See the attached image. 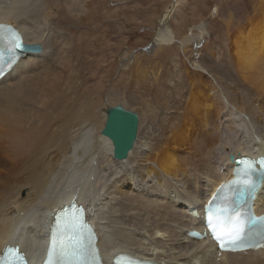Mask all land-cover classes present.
Here are the masks:
<instances>
[{
    "label": "bare ground",
    "instance_id": "6f19581e",
    "mask_svg": "<svg viewBox=\"0 0 264 264\" xmlns=\"http://www.w3.org/2000/svg\"><path fill=\"white\" fill-rule=\"evenodd\" d=\"M45 7L42 0H0V25L43 47L21 54L0 81V254L17 242L30 258H44L55 214L75 201L97 226L104 257L123 250L168 264H264V249L218 259L212 244L186 237L200 225L188 207L202 208L215 196L234 176L237 157L264 152V16L228 29L223 57L214 46L182 70L173 55L151 80L138 57L126 64L137 70L125 101L145 105L153 117L118 160L101 134L105 111L92 98L78 105L86 81L74 42ZM169 8L154 46L160 51L178 42L186 52L200 35L178 39ZM79 11L68 6L76 13L66 18L92 22L90 12ZM255 204L264 212V181Z\"/></svg>",
    "mask_w": 264,
    "mask_h": 264
},
{
    "label": "rangeland",
    "instance_id": "374dc122",
    "mask_svg": "<svg viewBox=\"0 0 264 264\" xmlns=\"http://www.w3.org/2000/svg\"><path fill=\"white\" fill-rule=\"evenodd\" d=\"M42 1L44 7L52 3L61 10L60 16L55 20L63 23L62 27L70 33L69 38L74 42L72 48L75 49L73 55L76 64L78 63L76 67L81 72L80 80L82 78L84 82L86 81L84 89L79 92L78 105L92 98L94 104L99 103L101 114L104 115L103 110L108 107L127 104L129 107L127 109L139 114V127L141 123L144 125V122H148L149 117L153 115L147 112L145 105L140 106L139 103L130 105V102L128 105L125 101H128L130 84L137 70L135 66H125L126 64L133 63L135 57H138L142 65H139L140 68H144L145 74L148 75L146 76L151 80L155 75L154 69H160L159 66L165 68L164 64H170L171 57L176 55L183 70L185 63L195 65L197 60L206 57L214 46L220 55H225L227 46L224 40L229 33L227 30L232 29L234 33L242 25L247 27L253 22L262 21L264 16L259 15V0H177L170 16L173 34L181 39L193 32L200 35L198 38L200 41L192 42L186 52L178 42L166 44L159 51V48L153 45L158 21L174 0ZM70 5H74L76 10H81L79 11L81 13L87 11L83 17L90 12L92 22L66 18L76 13H68ZM227 19L233 20L229 23ZM156 63L159 64L155 65ZM54 64L55 62L52 66ZM166 71L168 73V70ZM147 126L149 127L150 123ZM145 135H142L143 138Z\"/></svg>",
    "mask_w": 264,
    "mask_h": 264
},
{
    "label": "snow or ice",
    "instance_id": "6c2138e0",
    "mask_svg": "<svg viewBox=\"0 0 264 264\" xmlns=\"http://www.w3.org/2000/svg\"><path fill=\"white\" fill-rule=\"evenodd\" d=\"M4 27L0 25V49H2L0 56L8 57V62L11 63L24 44L18 32L10 27L5 32ZM238 163L244 165L246 171L254 170V162L244 159ZM259 165L264 168V160L259 161ZM80 211L82 210H77V214L71 216L57 217V232L73 233V236L68 237L67 240L54 237L51 242L50 255H58L63 264H88L90 237H84L81 231L84 225L82 217L78 214ZM238 221L239 213L229 217L227 221L218 217L214 219L212 214H209L208 225L221 248L227 247L230 251H236L244 245V230ZM0 264H22L19 250L8 248L4 258L0 259Z\"/></svg>",
    "mask_w": 264,
    "mask_h": 264
},
{
    "label": "water",
    "instance_id": "95a60500",
    "mask_svg": "<svg viewBox=\"0 0 264 264\" xmlns=\"http://www.w3.org/2000/svg\"><path fill=\"white\" fill-rule=\"evenodd\" d=\"M176 1L177 0H174L172 2L170 9L174 10L173 7L176 4ZM58 13L59 8L55 4L51 3L48 5L46 12L47 18H50L52 14L54 15V18H57ZM165 15L166 12L162 15V17H164ZM161 18L158 21L155 35L160 32L159 22ZM41 50L42 48L38 44L24 45V51L27 52H40ZM104 111L107 117L104 127L101 130V134L109 138L112 142L114 158L118 160L126 159L129 152L134 148V144L137 139L140 116L136 111L127 109L121 104L108 107Z\"/></svg>",
    "mask_w": 264,
    "mask_h": 264
}]
</instances>
